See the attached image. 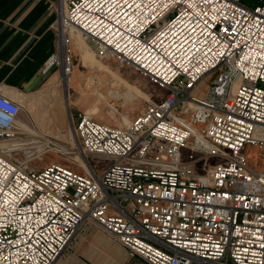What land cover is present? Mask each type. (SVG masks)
I'll list each match as a JSON object with an SVG mask.
<instances>
[{"label":"built area","instance_id":"1","mask_svg":"<svg viewBox=\"0 0 264 264\" xmlns=\"http://www.w3.org/2000/svg\"><path fill=\"white\" fill-rule=\"evenodd\" d=\"M56 7L47 63L72 79L74 28L161 94L125 126L79 111L76 149L30 133L22 102L0 93V264H54L89 222L149 264H264V0Z\"/></svg>","mask_w":264,"mask_h":264},{"label":"crops","instance_id":"2","mask_svg":"<svg viewBox=\"0 0 264 264\" xmlns=\"http://www.w3.org/2000/svg\"><path fill=\"white\" fill-rule=\"evenodd\" d=\"M58 3L59 0H0V93L20 102L25 99L26 113L39 131L48 130L53 121L60 120L59 114L55 119L54 112L46 110L50 104L45 99L53 96L54 105L62 109L59 82L54 84L60 69L47 63L58 42ZM76 70L77 62L74 74ZM61 75L64 78L62 72ZM64 95L66 100L67 93ZM54 264L149 263L130 255L111 234L89 222Z\"/></svg>","mask_w":264,"mask_h":264},{"label":"rangeland","instance_id":"3","mask_svg":"<svg viewBox=\"0 0 264 264\" xmlns=\"http://www.w3.org/2000/svg\"><path fill=\"white\" fill-rule=\"evenodd\" d=\"M76 32L79 33V31ZM76 32L70 44L72 57L74 62H77L76 73L68 85L66 84L65 76L63 78L61 75V70L55 74L57 81L54 84L59 82V95L62 98L60 107L62 109L59 108L58 110L57 106L54 105L56 98L54 99L53 96L45 99L50 104L46 110L48 112L50 110L53 111V118L55 119V114H59L57 116L60 117V120H56V123L53 121L51 128L48 130L45 131L44 129V131H39L34 120L31 118L32 129L29 132L49 135L60 144H70L76 147V149H79L76 135L73 139L70 134L71 126L76 123L79 111H86L97 120L106 123L125 126L148 103L156 99L161 94V91L140 72L132 71L125 66L120 68L119 63L98 57L94 48L91 46L92 41H85L81 33L79 36ZM214 77L215 74L207 75L201 82L203 91L198 87L193 94H203L204 89L211 84ZM99 90L103 93V99L98 97ZM65 93H67L66 100ZM22 103L26 108L25 99L22 100ZM47 156L45 162H50L53 159L62 162L67 161L65 156L60 153L49 151ZM247 160L248 164L252 167L260 166L261 163L259 162L258 148L256 146L250 145L248 147ZM92 161L103 163L100 159H92ZM39 165L44 164L39 163Z\"/></svg>","mask_w":264,"mask_h":264},{"label":"bare ground","instance_id":"4","mask_svg":"<svg viewBox=\"0 0 264 264\" xmlns=\"http://www.w3.org/2000/svg\"><path fill=\"white\" fill-rule=\"evenodd\" d=\"M76 29H74V28H71V30H70V34H71V38H74V33L76 32V31H79V30H76ZM77 33V32H76ZM80 31H79V33H77V34H79V36H80ZM79 39V38H78ZM63 45H64V43H63ZM63 45H62V43H61V46H60V51L62 50V48H63ZM87 45V47H89L90 48V46L88 45V44H86ZM91 49V48H90ZM93 51V50H92ZM48 63H52V61H49ZM98 65V64H97ZM61 71H62V69H61ZM64 74V73H63ZM65 79H66V84L68 85V83L71 81V77H66L65 76ZM114 81H116V80H114ZM118 83V82H117ZM113 84V83H112ZM117 90V89H116ZM114 91H115V89H114ZM120 92V91H119ZM129 93H130V91H129ZM118 95V94H117ZM133 95V94H132ZM115 96V95H114ZM119 96V95H118ZM98 97L100 98L101 97V99H103L104 98V96H103V93L102 92H100V90H99V92H98ZM21 114H22V116H24V118L26 119V121H27V124L25 125V128L28 130V131H31V129H32V120H31V118H30V116H28V114L26 113V109L24 108V110L21 112ZM70 134H71V136H72V138L74 139V137H75V132L73 131V126H71V129H70ZM77 137V136H76ZM14 141L15 140H11V141H9V142H6V143H4L3 145L4 146H7V147H9V148H14V147H12V145L14 144Z\"/></svg>","mask_w":264,"mask_h":264},{"label":"water","instance_id":"5","mask_svg":"<svg viewBox=\"0 0 264 264\" xmlns=\"http://www.w3.org/2000/svg\"><path fill=\"white\" fill-rule=\"evenodd\" d=\"M73 131L75 132L74 127H73Z\"/></svg>","mask_w":264,"mask_h":264}]
</instances>
